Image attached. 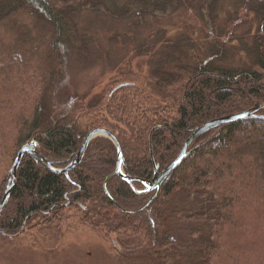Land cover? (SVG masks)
Listing matches in <instances>:
<instances>
[{
	"label": "trees",
	"instance_id": "trees-1",
	"mask_svg": "<svg viewBox=\"0 0 264 264\" xmlns=\"http://www.w3.org/2000/svg\"><path fill=\"white\" fill-rule=\"evenodd\" d=\"M220 2L0 0V202L23 146L33 142L60 169L95 128L114 134L123 173L135 178L132 187L115 174L116 147L105 136L93 138L67 174L24 154L0 212V249L28 235L39 237L34 246L51 248L64 229L82 226L125 260L264 264V107L203 133L158 188L142 191L141 180L170 164L196 128L264 104V0L249 2L257 28L243 46L247 58L223 38ZM180 8L195 10L203 49L187 36L161 40L158 48L140 44L136 55L146 75L128 65L84 92L72 91L70 64L94 62L98 24L89 17L128 25ZM191 48L200 52L195 59ZM206 196L213 211L203 223L188 209Z\"/></svg>",
	"mask_w": 264,
	"mask_h": 264
},
{
	"label": "rangeland",
	"instance_id": "rangeland-1",
	"mask_svg": "<svg viewBox=\"0 0 264 264\" xmlns=\"http://www.w3.org/2000/svg\"><path fill=\"white\" fill-rule=\"evenodd\" d=\"M220 1V8L217 12L221 24L226 25L223 38H229L230 44L236 48L241 58H247L248 55L243 50V46L252 44V36L257 28L256 17L249 6L250 0H243L242 4H239V0ZM89 19L94 20L96 25L98 24V30H95L96 33L94 32L96 39L91 45L92 50L95 51L93 53L94 62L85 67L78 65L72 67L70 64L69 83L72 85V91L76 93L84 92L95 81H102L111 73L127 69L128 65L135 69L134 72L139 73L140 70L142 75H146L145 65L141 62L144 58L136 55V49L140 44L154 45L158 48L164 44V42L161 43V40H169L173 43L182 36L191 38L194 45L196 44L200 49H203L205 44L200 32L202 23L197 18L194 9L180 8L165 15L141 18V20L134 19L128 25L105 18L89 17ZM87 21L89 20L85 19L83 23ZM188 52L194 59L200 54L192 48ZM150 54L153 53L150 52ZM227 57L232 58L230 51ZM235 58L234 64H240L242 59ZM140 65L143 69L141 67L136 69ZM207 198V196L196 197L192 201V208L188 209L190 210L188 214L193 215L196 221L201 220L205 223L211 217L212 201ZM187 222L189 223L190 220ZM193 229H191L192 232L188 231L191 236L194 235ZM197 236L198 233H196ZM199 239L200 237L196 241L201 242ZM35 240L40 244L39 237L31 235L29 238L28 235L21 241H15L2 247L0 249V264H153L155 262H151L146 256H141L134 261L119 257L112 250L109 242L88 227L79 226L72 230L64 229L58 243L51 248L34 246ZM227 240L228 238H225L224 241ZM176 245L172 247L175 248ZM186 250L189 251V248ZM188 253H183V255ZM183 264L191 263L186 261Z\"/></svg>",
	"mask_w": 264,
	"mask_h": 264
},
{
	"label": "water",
	"instance_id": "water-1",
	"mask_svg": "<svg viewBox=\"0 0 264 264\" xmlns=\"http://www.w3.org/2000/svg\"><path fill=\"white\" fill-rule=\"evenodd\" d=\"M262 107H264V104L256 106L254 108L248 109V110L240 112V113L215 118V119H212V120L204 123L203 125L199 126L198 128H196L189 135V137L184 141L178 156L170 164H168L165 168H163V170L159 174H157V169H155V171H154L155 175H154L153 179H151L149 181L141 180L142 184L144 185V189L142 191H148V190L158 188L160 186V184L163 182V180L167 177V175L171 172V170L186 156L187 150L190 147V145L192 144V142L194 140H196L199 136H201L203 133H205L206 131H208L212 128L218 127L222 124H227V123H231V122H234L237 120L250 118V117L254 116V113ZM97 136H105V137L109 138L114 143V145L116 147V151H117L115 174H117L121 179L125 180L126 182H128V184L130 186L133 187V183L135 181V178L126 176L122 170L123 153H122V150L120 148V145L118 143L117 138L114 136V134H112L109 130H107L105 128H95V129L91 130L85 136L83 143L81 144V146H80L79 150L77 151V153L75 154L74 158L64 168L57 169V168L52 167L48 162H46L44 160V158L42 156H40L37 153V151L35 150L33 142L23 146L18 151L16 158L13 162V165H12V167L8 173L5 192H4L3 198L0 202V212L3 210L7 200L9 198V193H10L11 187L15 183L16 171H17L18 165H19L21 158L24 154H28L34 160L38 161L39 163L43 164L45 167H47L48 169H50L56 173L67 174L69 171H71L73 168H75V166L80 162L87 145L89 144V142L93 138H95Z\"/></svg>",
	"mask_w": 264,
	"mask_h": 264
}]
</instances>
